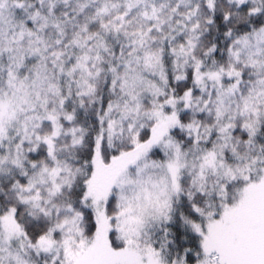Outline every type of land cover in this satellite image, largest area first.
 <instances>
[{
	"label": "snow or ice",
	"instance_id": "1",
	"mask_svg": "<svg viewBox=\"0 0 264 264\" xmlns=\"http://www.w3.org/2000/svg\"><path fill=\"white\" fill-rule=\"evenodd\" d=\"M0 264H264V0H0Z\"/></svg>",
	"mask_w": 264,
	"mask_h": 264
}]
</instances>
